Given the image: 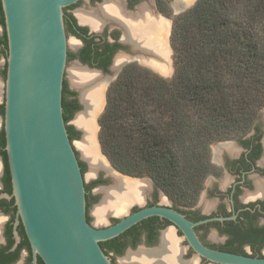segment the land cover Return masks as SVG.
Instances as JSON below:
<instances>
[{"label":"trees","instance_id":"16d2710c","mask_svg":"<svg viewBox=\"0 0 264 264\" xmlns=\"http://www.w3.org/2000/svg\"><path fill=\"white\" fill-rule=\"evenodd\" d=\"M0 24L4 27L0 44L7 49L1 0ZM172 43L176 67L172 79L129 65L111 84L100 118V139L117 171L131 177H149L179 208L193 206L199 200L207 177L214 171L212 145L248 131L264 110V0H201L174 21ZM87 53L90 59L83 61L108 71L109 61L97 63L98 59ZM97 56L102 58L101 53ZM6 72L7 65L5 78ZM70 96L76 93L70 91L65 80L64 117L74 141L80 133L69 123L81 106L77 99L69 100ZM0 114H5V103H0ZM5 147L3 129L0 157L5 165L4 193L11 194ZM81 167L85 174L83 162ZM0 203L7 212L12 208L17 211L14 199ZM153 219L101 242L103 250L107 255L124 254L126 247L137 241L141 225ZM7 234L10 242L4 253L13 245L11 229ZM21 238L18 252L31 253L24 228Z\"/></svg>","mask_w":264,"mask_h":264},{"label":"water","instance_id":"95a60500","mask_svg":"<svg viewBox=\"0 0 264 264\" xmlns=\"http://www.w3.org/2000/svg\"><path fill=\"white\" fill-rule=\"evenodd\" d=\"M79 1L1 0L8 40L4 132L12 193L1 194L0 200H15L16 227H24L33 264H38L39 258L44 264H114L101 242L118 238L152 217L173 223L193 250L212 263L264 264V258L222 252L204 245L194 228L209 220L194 223L162 205L129 213L104 228L89 222L86 181L63 108L69 61L65 8ZM166 41L170 56L168 37ZM73 88L85 110L79 89ZM0 165L2 175V157ZM119 175L126 177L120 172ZM103 200L104 196L99 205ZM15 236L14 249L21 243L18 230Z\"/></svg>","mask_w":264,"mask_h":264},{"label":"flooded vegetation","instance_id":"af4514ba","mask_svg":"<svg viewBox=\"0 0 264 264\" xmlns=\"http://www.w3.org/2000/svg\"><path fill=\"white\" fill-rule=\"evenodd\" d=\"M200 1L80 0L65 8L68 42L69 35H71L75 38L76 44L75 52L69 50V62L76 60L81 66L100 72H108L109 69L116 70L120 65L124 67L127 64V66L142 67V64L149 66L153 62H157L159 58L157 53H159L161 41L164 42L165 47L167 44L168 23L170 26L167 5L179 12L190 5H197ZM5 52L6 46L1 43L0 57H3L6 63ZM87 52L93 54L92 58L98 59L97 63L109 61L108 71L83 61V58L90 59ZM100 53L102 58L97 56ZM144 57L148 60H145ZM118 59L121 61L116 68L114 65ZM4 70L5 68H3ZM66 82L69 87V82L67 80ZM69 89L76 93V96H70L69 100L77 99L82 110L78 99L79 93L70 87ZM232 140L226 143L220 142L218 151L214 152L213 150L214 171L207 177L199 197V199L206 197L207 204H200V200L193 206L175 208L170 197L163 190L157 189L152 180V187L150 182L148 183L151 190H147L149 193H146L147 196L145 194L143 206L137 204L131 209V213L145 207L162 205L182 213L194 223L209 220L194 228L204 245L222 252L264 258V127L254 122L248 131ZM77 153L80 158L78 151ZM105 175V177L103 174L99 175L91 184L86 183L91 202L90 207L99 201L100 195L104 196L101 188L107 183L106 177L114 184L115 178L112 179L111 174L106 171ZM3 178L4 173L0 176V195L4 194ZM160 193L163 198L166 196L164 200H171L172 205L162 203ZM90 207L88 215L92 223ZM0 217L2 225L0 264H20L21 260H23L21 264H33L32 252L29 253L27 250L18 252L19 245L14 249L15 231L18 230L21 235V228H24L21 225L16 227L17 212L13 211V208L7 212L4 205L0 203ZM152 218H154L153 221H147L141 225L138 229L137 241L133 245H128L125 252L130 249L131 253H138L141 250L148 255L159 257L158 261L153 264H217L199 256L190 246L184 233L169 220L159 217ZM121 219H113L111 225ZM9 229L12 231L13 245L8 252L4 253V247L10 242L7 234ZM169 233L176 238L177 248L169 246L166 244L167 242L164 243L165 236ZM138 247L139 249L135 251ZM37 263L44 264L40 258ZM114 264L117 263L114 261Z\"/></svg>","mask_w":264,"mask_h":264},{"label":"rangeland","instance_id":"374dc122","mask_svg":"<svg viewBox=\"0 0 264 264\" xmlns=\"http://www.w3.org/2000/svg\"><path fill=\"white\" fill-rule=\"evenodd\" d=\"M193 7H194V5H190V6H188V8H186L184 10H180L179 12L178 11H175L173 9V7H171L170 5H167V7H166L167 8V15H168L169 21H170V27H169V23H168L169 30H168L167 37H168V41H169V44H170V48L172 50V52L170 53V56H169V47L166 44V46L168 48V64H169L168 71H165V72H162L160 70H156L155 71L151 67H149L147 65H143V64H142V67L140 66V68L145 69V70H148L151 73H153V74H155V75H157V76H159V77H161V78H163L165 80H170V79H172L174 77L175 70H176V67H175V51H174V46H173V43H172V31H173L174 21L179 16L187 13ZM3 33H4V27L0 24V36ZM69 50H71L73 52L76 51L75 38L73 36H71V35H69ZM120 57H123V56H120ZM144 58H145V60H148L146 57H144ZM159 62L160 61L157 60V62H155V64H154V67L156 69H157V65L159 64ZM170 63H171V67H170ZM127 65H125L121 69H120V67H121V65H120L116 70L115 69H109L108 72H100L99 70H94V69H91V68H87L85 66H81L80 64H78L76 62V60H71L70 62L68 61L67 72H66V80L69 82V87L71 89L75 90L73 88V86H75V87H77L79 89L80 93H81L80 88L84 84L82 82L81 83L80 82L78 83V81H75L74 74L76 72H79L80 70H83V71L95 73L97 75L99 74V76L101 77V79L102 80L103 79L105 80L104 86L102 87V104H101L102 106H101V108L99 107V109L97 111V113H98L97 115L98 116L97 117H95L96 115L94 116V131H93V136H94V142H95L96 150L98 152V156L103 161V163L111 170L112 175H110V176L112 177V179H114V176H116V177L121 178L123 180L134 181V182H139V183H146V184H148L150 182V185L152 187V184H153V183H151L152 179H150L149 177H139L138 178V177H131V176H129V178H130L129 179V178H127L128 176H126L124 178L121 175H119V172H117V170L114 168V166L112 165L111 161L109 160V158L104 153L103 148H102V145H101V139H100V132H101L100 118H101L102 114L104 113V111L106 109V106H107V95H108V91H109V88H110L111 84L117 80V78L120 76V74L122 73V71L124 70V68ZM5 66H6V63H5L4 58L3 57H0V102L1 103H4L5 102V76H4V73H3V68H5ZM136 66H138V65H136ZM150 66H152V64H150ZM85 86L87 88V91L93 88V85L91 87H90V85H85ZM94 87H95V85H94ZM103 90H104V92H103ZM83 111H84V109H82L80 112H77L75 114V116L72 118V120L70 121L69 124L72 125L80 133V136L78 138H76L73 142L75 144V147H76L77 151L80 154L81 161L87 166L86 172H85V181H86L87 184H91V182H93V180H95V178H97L99 175L103 174L104 177L106 175H105V170L104 169H98L95 173L93 172L92 167H91V164H90V161L85 157V155L83 154L82 149L79 146L80 143L84 139L85 133H84V131L82 129H80L78 127V125L75 123V120L78 117V115L80 113H82ZM255 123H257L258 125H261V126L264 127V110H261L259 112V114H258V116H257V118L255 120ZM3 129H4V116L0 114V132ZM83 133H84V136H83ZM237 136H239V135H237ZM237 136H235V137H237ZM235 137H233L231 139H227V141L224 140V141H220V142H225L226 143V142H228L230 140L233 141L232 139H234ZM220 142H216V143H214L212 145V156H213V150H214V152H217L218 151V148H219V145H220L219 143ZM0 176H1V165H0ZM106 179H107V183L104 186H102V187H109L110 186V188L113 189L114 188L113 186H114L116 180L114 179V184H112L113 182H110L109 178L106 177ZM150 185L148 184V189L151 190ZM111 189H102V192L104 193L105 190H109L110 191ZM94 190H93V192H94ZM148 193L149 192H147V194ZM147 194H146V196H147ZM145 197L143 198V200L141 202L131 204L132 205V206L130 205L131 207L129 206L125 211H123V212H125L124 215L120 216V215H116V214H120V213H115V214L114 213H110V214L107 215V217H105L104 220L99 221L97 219V217H96L95 210L104 203L103 202L101 205H99L100 204L99 202L102 200V197L100 195L99 196V201L96 202V203H94L90 207V214H91V217H92V224L95 227H97V228H104V227H107V226L111 225V221L113 219H116V218H119L120 219V218L125 217L126 215H128L129 213H131V209L133 207L137 206V204H139V206H143V204H144L143 201L145 200ZM164 198H163V195L160 193V201L162 203H164V204L169 203L170 205H172L171 200H167V199L164 200ZM162 199H163V201H162ZM200 200H201L200 204L205 205V204L208 203V200L206 199V197H203V199H199L198 202ZM103 201H105V194H104V200ZM1 232H2V230H1V227H0V233ZM179 237H180V239L183 240V238L180 235H179ZM140 247H142V246H140ZM138 249H139V247L135 251H137ZM24 254H26V253L24 252ZM132 254H135V253L134 252L131 253L130 251H126L123 255L116 256V255L110 253L109 256L112 259V262L113 263L115 261L117 264H126L124 262L125 259H126V257H128L129 255H132ZM193 257L196 258L195 255H193ZM22 261L23 260L20 261V264L22 263Z\"/></svg>","mask_w":264,"mask_h":264},{"label":"bare ground","instance_id":"6f19581e","mask_svg":"<svg viewBox=\"0 0 264 264\" xmlns=\"http://www.w3.org/2000/svg\"><path fill=\"white\" fill-rule=\"evenodd\" d=\"M160 44L161 47L159 53H157V55H159V58L157 60H159L160 62L157 65V70L165 72L168 71L169 69L168 48L167 46L165 47L163 41H161ZM120 61L121 59H118L117 63L114 65L116 68L118 67ZM74 79L75 81H78V83L82 82L84 84L80 88V90H81L82 100L86 106L85 110L81 114H79L75 120V123L78 125V127L82 129L85 133L84 139L79 146L82 149L85 157L90 161L94 173L98 169H104L108 174L112 175L111 170L103 163V161L98 156V152L95 147L94 136H93L94 116L97 114V111L102 103V87L104 86L105 80L104 79L102 80L99 74L97 75L95 73H91L83 70L76 72L74 74ZM85 85H90V87L93 85V88L87 91ZM114 178L116 180L113 186L114 188L113 187H112L113 189L109 188L111 189L110 191L109 190L104 191L105 201H103L104 203L102 202L103 204L95 210L96 217L99 221L104 220L105 217H107V215L110 213H114V214L122 213L131 204L141 202L145 197V194L147 193L148 184L146 183L123 180L116 176H114ZM0 227H1V217H0ZM164 243L168 244L171 247L177 248V242L171 233L165 236ZM158 258L159 257H155L151 254L148 255L140 250V252L126 257L125 262L127 264H153L155 261H158Z\"/></svg>","mask_w":264,"mask_h":264}]
</instances>
